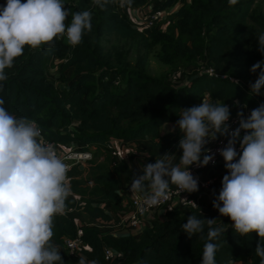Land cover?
<instances>
[{
  "label": "trees",
  "instance_id": "obj_1",
  "mask_svg": "<svg viewBox=\"0 0 264 264\" xmlns=\"http://www.w3.org/2000/svg\"><path fill=\"white\" fill-rule=\"evenodd\" d=\"M109 0L104 10L96 8L92 14V29L85 32L80 44L69 45L65 37L54 38L50 44L32 49L25 46L23 54L5 69L7 79L0 81V97L4 107L17 118L26 117L36 122L41 138L60 145L77 143L89 150L94 145L110 154L109 164L101 170L96 180L92 198L101 205H91L90 200L75 206L66 200V211L54 218L52 242L61 250L64 264H77L79 256L98 264H112L105 259V249L122 253L125 264H200L203 246L211 228H226L211 241L218 245L216 264H235L250 259V264H260L255 254L258 237L255 233L239 236L233 232L227 217H221L212 207L214 196L221 185L213 186L214 196L198 209H178L162 222H154L141 232L115 238L106 234L102 226L113 219V212L121 211L123 194L135 173L124 161L113 155L111 140L133 141L148 137L150 160L158 152L177 150L179 137L172 140L160 137V128L179 119V111L194 106L204 94L215 103L240 104L254 109L260 96L249 91L236 71L249 69L264 59L258 51V37L264 33V17L255 14L253 7L258 0H198L192 8L184 6L186 0H167L160 9L175 2L183 5L176 12L178 36L153 31L147 36L134 29L129 21L116 13ZM133 6H143L146 0H130ZM264 1V0H261ZM5 0H0L3 5ZM89 0H79L75 11L89 10ZM116 35L125 39H140L144 54L136 60V68H113L98 43L102 37ZM162 44L165 64L175 59L195 62L215 70L219 76L196 75L183 86L174 87L160 79L143 73L149 50ZM170 49V52H167ZM75 68L74 78L66 90H57L46 75L49 62L63 60ZM225 75L222 78L220 76ZM233 78H237L236 83ZM95 158V152H92ZM96 160V159H95ZM224 168V167H223ZM225 169V168H224ZM74 171L82 172L73 168ZM83 210L93 220V227L84 225L77 229L74 213ZM217 211V210H216ZM216 219L205 224L203 234L191 238L181 231L189 215ZM82 247L74 255L65 249L64 240L76 237ZM89 248L91 251H89Z\"/></svg>",
  "mask_w": 264,
  "mask_h": 264
},
{
  "label": "clouds",
  "instance_id": "obj_2",
  "mask_svg": "<svg viewBox=\"0 0 264 264\" xmlns=\"http://www.w3.org/2000/svg\"><path fill=\"white\" fill-rule=\"evenodd\" d=\"M108 2L92 0L101 10ZM68 16L64 0H5L0 5V81L7 79L5 69L13 66L25 46L37 49L61 36L73 47L80 44L85 32L92 29V13H71V22L66 24ZM257 49L264 56V33L258 37ZM250 72L257 73V78L249 91L264 95V59L253 64ZM4 103L0 97V264H64L52 237L54 218L65 213L66 200L72 194L69 166L53 145L41 143V130L34 121L10 114ZM230 115V107L223 102L201 100L199 105L181 109L179 119L166 129L168 133L179 130L178 163H172L168 153L160 155L153 163L144 164L141 174L133 175L129 190L144 193L150 205L167 199L172 185L178 193L198 191L199 178L192 175L190 166L214 163L216 153L206 145L225 138L217 153L227 174L212 207L229 219L239 236L257 235L255 254L264 264V102L247 116L242 109L237 111L235 128L228 123ZM184 200L199 210L193 201ZM215 220L191 214L181 231L191 238L203 234L205 224L211 226ZM225 230L210 227L200 264H216L218 245L211 241ZM77 264L98 261L80 255Z\"/></svg>",
  "mask_w": 264,
  "mask_h": 264
},
{
  "label": "rangeland",
  "instance_id": "obj_3",
  "mask_svg": "<svg viewBox=\"0 0 264 264\" xmlns=\"http://www.w3.org/2000/svg\"><path fill=\"white\" fill-rule=\"evenodd\" d=\"M78 1L79 0H64L66 8L69 10V16L65 21L66 24H70L71 22V13L77 12L74 8H76ZM166 1L167 0H156V2L151 3V5L160 6ZM196 1L198 0H186L184 6L191 9ZM88 6L89 11L94 14L97 7L93 6L92 0H89ZM180 7L181 5H178L177 2L171 6L163 7L166 10V15L165 20L160 27L161 30H158L159 27L153 29L148 35H146L147 38L151 36L153 31L162 34L167 33L177 37L178 31L176 23L178 19L176 17V12L180 9ZM113 8L116 13L126 18L131 26L134 24L133 19L136 17L137 6H133L131 1L129 3L128 0H114ZM253 10L255 14H259L264 17V1L258 0L254 5ZM139 40V38L125 39L116 35H109L100 38L98 43L101 46L106 59L109 58L110 65L113 68H122L123 66H126L129 69H135L137 57L145 52L144 48L140 45ZM167 52H170V49H168ZM164 57L165 52L162 49V44L153 46L149 50L147 63L143 69V73L160 79L166 84H170L174 87L183 86L186 82L190 81L193 76L198 75L200 70H202L200 67L204 62V60L201 61V59H197L195 62L184 59H175L173 63L169 65L163 63L165 59ZM66 65L67 61L63 59L49 62V65L46 67V75L53 81L57 90H66L68 81L74 78L75 68L73 66ZM258 71L259 70H257V73ZM236 73L241 78L242 82L248 84V86L251 83H254L257 78V73H252L249 69H240L237 70ZM235 79L237 80V78ZM227 105L230 107L231 114L238 109L234 104ZM93 150L94 149L91 151L95 152V158L93 156V160L89 162L90 165L87 163L86 168L82 172L74 171L73 174L70 175L71 181L69 184L71 186L72 194L69 197L75 206H80L86 203L87 200H90L91 205H104L102 203H97L91 198L97 186V177L102 174L101 169L109 164L110 154L107 153L105 149H98L96 151ZM213 196L214 192H207L204 196L205 202L207 203ZM205 202H202V204H206ZM108 209L109 212H111V209ZM113 213L115 216L118 214V212ZM74 217L77 223V229L84 227V225H88L89 227H93V225H95L92 224V218L82 209L75 211ZM107 228H105V230ZM114 228L115 226L109 228L108 230H114ZM119 264L125 263L120 262ZM242 264L250 263L245 260Z\"/></svg>",
  "mask_w": 264,
  "mask_h": 264
},
{
  "label": "built area",
  "instance_id": "obj_4",
  "mask_svg": "<svg viewBox=\"0 0 264 264\" xmlns=\"http://www.w3.org/2000/svg\"><path fill=\"white\" fill-rule=\"evenodd\" d=\"M155 2L156 0H146L145 5L138 6L136 8V17L133 19L134 24L132 27L145 35H148L153 29H156L157 27H159L158 30H161L160 27L165 20L166 10L160 9L155 5H151V3ZM177 3L178 5H183L180 2ZM200 68H202V70H200V73H198L199 75H207L211 78H217L219 76V74H217L213 68L205 65V61ZM220 77L224 78L226 76L223 75ZM233 80L238 82V80L234 78ZM262 102H264V95H260L258 105ZM235 106L238 109L230 115L228 122L232 128L237 127V111L242 109L245 116H247L252 110L251 108H248L247 106L240 103ZM40 141L41 143L53 145L57 151V155L69 166L70 170L67 173L69 183L71 181L69 173L73 168H78L79 170L83 171L86 168V164H89V162L92 161L93 156L90 149L84 151L81 149H62L63 145L49 142L41 137ZM225 143V138L218 137L216 140H213L206 145L207 148L211 149L212 153H216L214 156V163L210 162L204 167H196L195 165L190 166L189 170L192 175L199 178V190L194 193H178L176 187L172 185L170 186V192L167 199L160 200L156 205H150L145 200L144 193H137L135 191L129 190L132 183L131 179L128 183H126V189L123 192L125 195V201L119 206L121 211H118V214L113 216V219L108 223V225L102 226L104 232L106 234H111L115 229L122 226L127 227L130 229V231L142 232L146 228H149L152 223L159 222V219H163L164 221L167 216L174 213L176 209L181 212L185 209H197L191 202L185 201L184 199L193 201L198 207L200 205H205L202 204V202H205V194L207 192H214L212 190L213 186L221 185L223 175L227 174L226 170L223 168V158L217 153V149L222 148ZM114 226V230H108ZM105 228L107 229L105 230ZM64 246L70 255H74L81 249L82 242L78 236L74 239L67 238L64 240ZM104 254L105 259L112 264H119L120 262L124 261L123 257L119 255L120 253L114 251L113 249H105Z\"/></svg>",
  "mask_w": 264,
  "mask_h": 264
},
{
  "label": "crops",
  "instance_id": "obj_5",
  "mask_svg": "<svg viewBox=\"0 0 264 264\" xmlns=\"http://www.w3.org/2000/svg\"><path fill=\"white\" fill-rule=\"evenodd\" d=\"M201 100H206L208 102L214 103L213 101H211V99L207 93L204 94V96L198 102H196L195 105H199ZM174 123L175 122L165 123L160 128L159 136L160 137H166L167 139H170V140L177 138V137H179V139H180V133H179L178 129L172 133H168L166 130L167 128H171ZM148 143H149L148 137L138 138V139L133 140V141L111 140V142H110L111 148L113 149V155L115 156V158L118 161H124L125 163H127L131 167V169L133 170L135 175L141 174L140 168L144 164L153 163L155 161V159H158L160 157V155H164L165 153L169 154V159L172 161V163H174V164L178 163L179 156L181 154V150L179 148L175 151L170 150V149H168L167 152L160 151L152 157V160H150L151 155H150V149L148 147ZM82 148H84V147L80 144H77V143L68 144L67 146L63 145V147H62V149H82ZM88 148L90 150L94 149L93 151H96L99 149V148L95 147L94 145H90V146H88ZM99 150H101V149H99ZM92 160H93V158H92ZM67 200L72 202L70 197H68ZM102 207L104 209L106 208L105 210L109 212V209H108V208H110L109 206L103 205ZM215 212L218 213V211H216V210H215ZM159 220H160L159 222L163 221V219H159ZM111 235L115 238L128 236V235H132L134 238H138L141 235V232L140 231H130V229H128L127 227L122 226V227L115 229L111 233ZM246 261L250 263V259H247ZM242 263H243V261L242 262H236L235 264H242Z\"/></svg>",
  "mask_w": 264,
  "mask_h": 264
}]
</instances>
